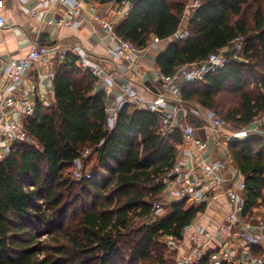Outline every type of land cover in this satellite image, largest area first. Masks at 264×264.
Segmentation results:
<instances>
[{"label": "trees", "instance_id": "1", "mask_svg": "<svg viewBox=\"0 0 264 264\" xmlns=\"http://www.w3.org/2000/svg\"><path fill=\"white\" fill-rule=\"evenodd\" d=\"M130 1L133 8L117 33L140 48L154 37L169 39L156 58L163 75L243 38L242 60L184 82L182 95L231 129L264 113V0H199L190 14L191 0ZM183 25L188 37L175 39ZM79 60L71 52L55 64L53 105L38 100L23 120L32 142H17L0 159V264H176L166 238L182 240L205 205L184 198L166 205L165 218L148 219L164 191L158 179L177 163L183 134H166L155 114L131 103L121 106L110 126L101 78ZM228 149L247 185L248 211L264 200V137L231 140ZM93 159L89 176H73L76 163ZM98 168L107 174L105 183ZM214 250L196 264H228L214 263Z\"/></svg>", "mask_w": 264, "mask_h": 264}, {"label": "built area", "instance_id": "2", "mask_svg": "<svg viewBox=\"0 0 264 264\" xmlns=\"http://www.w3.org/2000/svg\"><path fill=\"white\" fill-rule=\"evenodd\" d=\"M60 1L67 4L68 9L64 15L50 18L48 20L50 24L58 28L61 26L73 27L76 18L80 17L81 12L83 13L84 4L87 2L89 3L88 10L94 14L99 25L107 32L108 40L115 43L116 54L123 61L132 60L148 48H140L117 33L118 24L129 15L133 8V3L130 0L118 2V5L112 9L115 15L114 18L107 16L109 8L106 9L105 14L98 11V8L104 3L100 0ZM2 4L3 1L0 0V6ZM200 4L199 0H195L188 4L187 8L196 9ZM7 26L5 18L0 16V28ZM188 35V28L185 27L180 29L174 38L184 39ZM51 51L52 49L48 46L36 42L29 53L22 58H3L0 56V159L10 155L17 142L30 140L24 128L23 120L26 116H30L35 112L37 102L44 97V94L37 91V84L33 82L29 89L30 96L22 94L18 88L30 69L41 59L48 57ZM66 54L67 51L61 50L58 52L56 63L62 62ZM243 58L244 41L243 38L239 37L234 40L231 47L213 52L208 58L194 64L185 65L175 74L163 75L159 73V91L151 100H145L134 95L126 84L121 85L123 98L120 102L112 101L110 92L105 90L107 94L106 111L110 120H116L119 109L125 103H131L132 107L150 111L160 119L161 128L166 134L179 130L183 134V143L191 142L202 151L199 159V171L201 174L211 176L210 179H206L204 176L197 178L193 169L186 167L178 159L175 166L158 179V183L164 186V191L161 200L154 204L152 217L148 219L150 224L159 218L158 213L160 210L175 201L188 198L191 202L201 203L206 207L215 195L223 194L226 197L228 207L226 222L214 232H202L197 229L193 231L190 235V249L186 253H178L176 264H196L208 249V245L213 240L224 242L225 234L228 232L236 233L248 245V251L240 253L238 249L224 245L212 252L211 260L214 263L264 264V205H262V210L258 209L259 213L256 216H253L250 213L251 211L245 210L247 185L244 180L240 185L242 193H239L235 188H224L225 176L222 170L227 166V162L219 158L211 159L210 156L204 154L203 151L209 147L210 141L209 139L205 140L197 137L195 134L196 126L189 122L190 116L196 117L202 123L210 121V129L222 135L224 142L228 145L231 140L244 139L253 135L264 137V113L248 126L231 129L228 121L215 114L208 120L206 116L202 115L200 107L186 101L182 95L184 82L203 80L207 73L214 72L228 63ZM80 66L91 70L93 74L100 78L103 75H108L103 67L94 65L87 59L82 61ZM116 72L119 73V70H116ZM54 75L55 65L51 67L46 75L38 72L37 77L41 82H44L45 76L54 78ZM52 91H54L53 88ZM224 128H228L229 131H223ZM215 142L217 145L222 143L220 139H215ZM227 157H231L230 152L227 153ZM76 174L79 178L83 177V174L79 171H76ZM86 175L89 176V174ZM194 221L186 226L185 231L195 228ZM166 242L169 248L178 250L177 243H179V240L169 236ZM253 246H257L262 252L260 254L256 253Z\"/></svg>", "mask_w": 264, "mask_h": 264}, {"label": "crops", "instance_id": "3", "mask_svg": "<svg viewBox=\"0 0 264 264\" xmlns=\"http://www.w3.org/2000/svg\"><path fill=\"white\" fill-rule=\"evenodd\" d=\"M0 6V16H3L8 24L5 28H0V56L3 58H22L26 56L33 45L38 42L40 45L48 46L52 49L50 55L41 59L34 65L28 75L23 79L18 88L22 94L30 96L31 84H37V91L44 94L41 99L47 106L54 103V91H52L53 78L45 76V81L38 79V72L46 75L51 67L56 64L58 52L67 51L80 57L79 63L85 59L94 65L103 67L108 75L101 77L98 89L110 92L112 101H121L123 91L121 85H128L130 91L145 100H151L159 91V69L156 58L164 51L169 43V39L160 40L152 38L148 48L135 56L130 61H123L117 56L115 43L108 40L107 32L99 25L89 9V3L84 4V11L80 17L76 18L73 27H56L49 23L50 18L62 16L67 11V4L60 0H2ZM118 5V1L104 2L98 11L108 17L114 18L113 10ZM47 10V11H45ZM53 64V65H52ZM119 70V73L116 72ZM112 74V75H111ZM203 116L212 118V112L201 109ZM192 121V122H191ZM189 120L196 126L195 134L201 139L210 141L209 147L204 150V154L213 158H219L227 162V166L222 170L225 181V189L235 188L242 193L240 185L244 180L243 175L238 170L235 162L230 157L228 145L224 142V137L210 129V121L202 124ZM115 121L112 125H114ZM223 131H229L224 128ZM215 139H220L221 144L217 145ZM202 151L191 142L184 143L179 148V161L186 167L193 169L194 175L198 178L204 176L210 179V175L201 174L199 171V159ZM228 158V160H227ZM262 201L249 211L253 216L258 215V209L262 210ZM196 204V203H194ZM202 205L201 203L196 204ZM169 210L162 209L158 213L159 218H165ZM228 214L227 200L225 195L217 194L209 201L205 211L195 219V228L185 231L184 237L177 243L178 251H175L174 259L178 253H186L191 247L190 235L193 231L214 232L222 227L226 222ZM224 245H229L239 252L248 251V245L234 232L225 234L224 242L213 240L208 246L209 249H219Z\"/></svg>", "mask_w": 264, "mask_h": 264}, {"label": "rangeland", "instance_id": "4", "mask_svg": "<svg viewBox=\"0 0 264 264\" xmlns=\"http://www.w3.org/2000/svg\"><path fill=\"white\" fill-rule=\"evenodd\" d=\"M193 1H195V0H191L188 4H190L191 2H193ZM190 12H192V8H187V13L188 14H190ZM185 22H186V20H185ZM184 28V25H183V27L181 28V29H183ZM150 44H151V42H150ZM193 104V103H192ZM193 105H195V104H193ZM195 106H197V105H195ZM212 114H214V113H212ZM111 122L113 123V121L112 120H110L109 121V125L110 126H112V124H111ZM229 128V127H228ZM28 142H32V140H31V138H30V140L28 141ZM184 144V143H183ZM182 144V145H183ZM180 148V147H179ZM86 154H89V152L87 151L86 152ZM95 164H96V160L95 159H93V161L90 163V164H88V165H85L84 164V162L81 160V161H79L78 163H76L75 164V166H74V168H73V176H75L76 178H79L78 176H77V174H76V171H79L81 174H89L90 172H91V170L95 167ZM98 170L100 171L101 169H99L98 168ZM101 172V182L102 183H105V175H107L103 170H101L100 171ZM162 196H163V194H162ZM262 201V200H261ZM191 203H193V202H191ZM261 204L262 205H264V200H263V202H261ZM165 209H167L166 208V206H165ZM168 210V209H167ZM203 213V212H202ZM200 216V215H199ZM198 216V217H199ZM197 217V218H198ZM166 240H167V238H166ZM169 247V246H168ZM170 252L171 251H178L177 249L176 250H173L172 248H170V250H169ZM168 255H170V253L168 252ZM167 255V256H168Z\"/></svg>", "mask_w": 264, "mask_h": 264}]
</instances>
